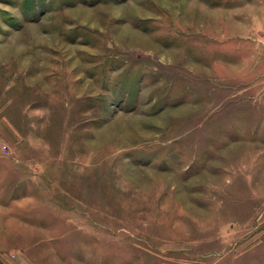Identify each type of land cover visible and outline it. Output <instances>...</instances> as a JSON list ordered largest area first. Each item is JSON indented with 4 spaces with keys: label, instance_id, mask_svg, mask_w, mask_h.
I'll return each instance as SVG.
<instances>
[{
    "label": "rangeland",
    "instance_id": "1",
    "mask_svg": "<svg viewBox=\"0 0 264 264\" xmlns=\"http://www.w3.org/2000/svg\"><path fill=\"white\" fill-rule=\"evenodd\" d=\"M3 253L264 264V0H0Z\"/></svg>",
    "mask_w": 264,
    "mask_h": 264
},
{
    "label": "crops",
    "instance_id": "2",
    "mask_svg": "<svg viewBox=\"0 0 264 264\" xmlns=\"http://www.w3.org/2000/svg\"><path fill=\"white\" fill-rule=\"evenodd\" d=\"M10 254H0V264H25ZM23 260V259H22ZM27 264V263H26Z\"/></svg>",
    "mask_w": 264,
    "mask_h": 264
}]
</instances>
